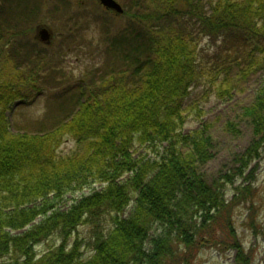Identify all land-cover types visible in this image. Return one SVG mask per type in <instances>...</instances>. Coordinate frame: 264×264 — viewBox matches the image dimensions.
<instances>
[{
    "label": "trees",
    "instance_id": "obj_1",
    "mask_svg": "<svg viewBox=\"0 0 264 264\" xmlns=\"http://www.w3.org/2000/svg\"><path fill=\"white\" fill-rule=\"evenodd\" d=\"M82 1L90 8L0 0V264H194L206 247L242 255L234 213L256 191L264 82L242 110L252 138L232 172L208 182L209 127H184L193 107L201 118L202 98L231 96L233 73L264 70V0H117L120 16ZM42 23L49 44L35 38ZM91 23L97 39L86 37ZM72 58L90 66L74 76ZM40 97L42 114L21 124L19 110ZM226 129L240 134L235 122ZM68 194L78 196L62 211ZM52 237L59 244L38 253Z\"/></svg>",
    "mask_w": 264,
    "mask_h": 264
},
{
    "label": "rangeland",
    "instance_id": "obj_2",
    "mask_svg": "<svg viewBox=\"0 0 264 264\" xmlns=\"http://www.w3.org/2000/svg\"><path fill=\"white\" fill-rule=\"evenodd\" d=\"M78 6H87L90 4L86 1L79 0ZM76 9H72V11ZM79 12V11H78ZM75 16H72V19ZM43 24V23H42ZM88 29V28H87ZM86 37L90 39V34L94 39L100 37V29L91 23L87 31ZM52 38L54 35L52 34ZM67 65L73 68V75H79L82 67L91 62L80 65L77 59H68ZM90 66V65H89ZM236 72V71H235ZM264 82V70L256 74L247 75L242 77L239 73H233L232 85L227 89L231 96L219 100L214 96H209V100L201 99L198 110L202 109L201 118L199 119L198 112L193 107L188 113V122L184 127V132L191 131L202 125H207L212 137V158L208 160L199 168V172L208 181L211 182L214 178H218L224 173L232 172L234 167L237 166L235 158L237 155L244 152L252 138V128L247 118L243 117L242 110L245 106L250 105ZM44 98L40 102L32 106L20 109L16 115L17 120L21 124L31 121L42 114ZM7 120H11V112H7ZM235 122L240 134L235 136L233 133L226 129L227 122ZM73 148L72 142L66 141L62 144L60 151L63 153L69 152ZM143 152V151H142ZM254 167V179L252 185L256 188L251 202L247 201L238 206L234 213V224L237 230L238 239L241 242L242 255L235 249L225 252H220L214 248H204L198 255L194 264H239L238 258L242 260L246 256L248 262L245 264H264V149L261 152L259 160L252 163L250 168ZM248 168V171L250 170ZM247 173V171H246ZM240 179L234 184H228L226 187V196L230 199L233 195V188L240 183ZM87 191V190H86ZM78 194H68L58 204V209L67 210L72 201ZM252 204V208H251ZM250 209L254 210L256 230L250 225ZM126 214V213H125ZM80 237L85 242L90 239L91 229L90 226H82L79 228ZM59 244L57 238H51L47 243L37 246L38 253L47 251V246ZM89 249H86V253ZM85 252V249H84Z\"/></svg>",
    "mask_w": 264,
    "mask_h": 264
},
{
    "label": "water",
    "instance_id": "obj_3",
    "mask_svg": "<svg viewBox=\"0 0 264 264\" xmlns=\"http://www.w3.org/2000/svg\"><path fill=\"white\" fill-rule=\"evenodd\" d=\"M99 2L108 9H113L118 13H122L121 6L114 0H99ZM38 36L41 41H47L49 39L50 34L46 27H40L38 30Z\"/></svg>",
    "mask_w": 264,
    "mask_h": 264
}]
</instances>
